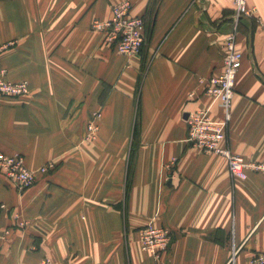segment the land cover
I'll use <instances>...</instances> for the list:
<instances>
[{
	"label": "crops",
	"instance_id": "crops-1",
	"mask_svg": "<svg viewBox=\"0 0 264 264\" xmlns=\"http://www.w3.org/2000/svg\"><path fill=\"white\" fill-rule=\"evenodd\" d=\"M124 1L149 28L135 55L93 29ZM248 5L255 18L237 23L233 0H0V78L29 85L0 94V153L36 175L22 192L0 173V264H249L264 253V172L232 176L187 141V115L210 105L204 82L224 72L235 33L227 143L264 163V0ZM150 223L171 231L160 260L141 248Z\"/></svg>",
	"mask_w": 264,
	"mask_h": 264
},
{
	"label": "built area",
	"instance_id": "built-area-1",
	"mask_svg": "<svg viewBox=\"0 0 264 264\" xmlns=\"http://www.w3.org/2000/svg\"><path fill=\"white\" fill-rule=\"evenodd\" d=\"M233 6V18L237 23L241 19L255 18V9L249 7L248 0H233ZM93 29L106 31L108 34L106 42L114 45L116 51L123 55L139 54L148 39L146 22L143 18L132 14V4L129 1L114 5L111 19L96 21L93 24ZM226 46L224 72L204 82L203 96L211 100L210 105L187 115V141L204 153L224 157L232 176L240 175L246 170L264 172V163L253 162L234 154L227 143L230 108L235 97L236 80L242 67L243 55L236 48L235 33L227 36ZM27 90L26 82L9 83L0 80V93L4 95L21 97L27 94ZM214 105L221 106L226 112L223 120L216 121L212 117ZM90 131H93V128ZM0 172L4 173L7 179L22 192L36 183V175L27 168L22 155L8 156L0 153ZM139 235L142 250L151 254L155 260H160L168 253L171 243L170 229L150 223L141 229ZM6 237L4 232H0V251ZM42 264H50V262L45 261ZM249 264H264V253L256 254Z\"/></svg>",
	"mask_w": 264,
	"mask_h": 264
},
{
	"label": "rangeland",
	"instance_id": "rangeland-1",
	"mask_svg": "<svg viewBox=\"0 0 264 264\" xmlns=\"http://www.w3.org/2000/svg\"><path fill=\"white\" fill-rule=\"evenodd\" d=\"M4 71H2V75H4ZM0 80H4V81H7V80H5V79H3V78H0ZM7 82H9V83H21V82H10V81H7ZM22 82H26V81H22ZM27 83V82H26ZM28 84V83H27ZM28 87H29V85H28ZM28 91V90H27ZM1 95H3V96H5V97H11V98H21V97H24L25 95H23V96H21V97H12V96H8V95H4V94H2V93H0ZM4 154V153H3ZM6 155V154H5ZM18 155H21V154H18ZM8 156H14V155H8ZM23 156V155H22ZM24 157V156H23ZM24 161H25V158H24ZM2 175H4L5 177H6V175L4 174V173H2V172H0ZM6 179H7V177H6ZM10 181V180H9ZM11 182V181H10ZM12 183V182H11Z\"/></svg>",
	"mask_w": 264,
	"mask_h": 264
},
{
	"label": "trees",
	"instance_id": "trees-1",
	"mask_svg": "<svg viewBox=\"0 0 264 264\" xmlns=\"http://www.w3.org/2000/svg\"><path fill=\"white\" fill-rule=\"evenodd\" d=\"M145 22H146V20H145ZM146 30H147V36H149V28L147 26V23H146Z\"/></svg>",
	"mask_w": 264,
	"mask_h": 264
}]
</instances>
